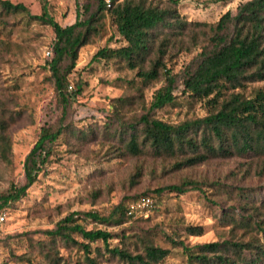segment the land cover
<instances>
[{
  "label": "rangeland",
  "instance_id": "obj_1",
  "mask_svg": "<svg viewBox=\"0 0 264 264\" xmlns=\"http://www.w3.org/2000/svg\"><path fill=\"white\" fill-rule=\"evenodd\" d=\"M0 1L22 4L33 16L43 14L45 7L47 14L61 27L72 25L77 16L84 20L88 15L86 4H94V0ZM105 1L111 3V0ZM155 1L169 4L168 0ZM248 1L178 0L173 8L182 20L212 25L227 12L235 15ZM94 9L93 5L91 10ZM0 20V121L7 124L4 136L10 147L6 160L0 154V194L11 186L25 184L24 161L43 129L53 132L61 127L97 133L96 139L89 136L87 142H77L68 132L61 136L54 142L48 163L26 196L0 214V264H49L45 256L54 254L42 249V244H48L44 232L54 229L67 215L91 211L107 217L113 207L126 198L151 194L155 189L185 180L207 187L204 193L192 191L179 196L163 193L154 199L153 208L150 199L152 204L148 212L136 214L147 218L128 220L120 226L90 220L81 223L86 229H102L113 234L109 248L117 246L129 252H141L138 238L151 240L154 245L169 250L160 264H188L182 250L166 241V237L183 232L187 226L203 227L201 236L182 237L189 246L223 241L232 235L244 241L262 242L259 231L244 233V237L240 229L234 228L231 232L233 226L227 218L232 213L236 218L241 217L239 203L256 201L254 204L258 206L261 219L264 214V158L210 159L198 167L176 170L173 168L176 160L155 158L147 153L137 158L119 155L116 148L120 144L112 138L113 133L148 111L164 79L143 87L136 71L114 63L91 61L100 49L125 45L109 14L100 21L98 37L79 50L75 68L67 76L66 92L71 101L65 108L58 98L49 68L54 58L52 28L29 21L24 14L7 18L0 15ZM206 45L202 42L197 48L166 59L170 74L176 78L175 96H181L183 70ZM68 64L66 60L59 64L62 74ZM249 92L250 89L246 95ZM118 98H128L132 105L116 115L113 106H117L115 100ZM180 99V105L165 107L153 112L152 116L179 124L206 114L200 103L185 102L182 96ZM240 190L245 198L239 196ZM92 246L103 253L99 264H123L112 258L101 242ZM59 257L61 264H84L82 253L76 249L60 248Z\"/></svg>",
  "mask_w": 264,
  "mask_h": 264
},
{
  "label": "trees",
  "instance_id": "obj_2",
  "mask_svg": "<svg viewBox=\"0 0 264 264\" xmlns=\"http://www.w3.org/2000/svg\"><path fill=\"white\" fill-rule=\"evenodd\" d=\"M168 2L162 5L155 0H111L108 7L105 0H94V10H91L93 5L86 4L88 15L84 20L77 16L76 21L66 27L55 22L45 7L43 14L33 16L22 4L0 1V15L7 18L24 14L29 21L52 28L54 58L49 68L64 108L71 101L66 92L67 76L75 68L79 50L98 37L101 19L106 14L111 16L125 45L117 49H100L91 61L114 63L131 72L136 71L143 87L164 79V85L154 93L148 111L113 133L112 138L120 144L116 148L119 155L137 158L147 153L155 158L176 160L173 166L176 170L198 167L210 159L264 158V0H249L235 15L227 12L212 25L182 20L173 8L178 0ZM202 42L207 45L182 72L181 96L185 102L200 103L206 114L179 124L153 117L155 111L181 104V96L173 94L176 78L170 74L166 59L197 48ZM64 60L69 64L62 74L59 64ZM248 89L250 92L246 95ZM115 103L116 115L132 105L128 98H118ZM6 127L7 124L0 121V154L4 160L10 148L4 136ZM67 132L77 142H87L89 136L90 139L97 137L95 131L75 132L61 127L53 132L43 129L24 161L25 184L11 186L0 194V214L26 196L48 163L54 142ZM205 187L203 183L185 180L158 188L151 194L126 198L114 206L107 217L91 211L73 212L57 222L54 229L44 232L48 244H42V249H49L54 254L45 258L49 264H61L59 249H76L82 253L84 264H99L103 253L92 245L101 242L105 251L123 264H160L169 255V250L154 245L151 240L138 238L141 252H129L117 246L109 248L113 234L102 229H86L81 222L90 220L120 226L128 220L147 218L129 214L130 207L142 200L151 199L153 208L154 199L163 193L178 196L192 191L204 193ZM239 196L246 197L241 190ZM254 203L256 201L239 203L241 217L236 218L232 213L227 221L233 226L231 232L234 228L240 229L243 237L244 233L259 231L262 242L256 239L244 241L232 235L223 241L186 244L182 237L201 236L202 226H187L183 232L166 237V241L173 248L182 250L188 264H264V214L258 218L260 212Z\"/></svg>",
  "mask_w": 264,
  "mask_h": 264
},
{
  "label": "built area",
  "instance_id": "obj_3",
  "mask_svg": "<svg viewBox=\"0 0 264 264\" xmlns=\"http://www.w3.org/2000/svg\"><path fill=\"white\" fill-rule=\"evenodd\" d=\"M107 6L109 7L110 6V3L107 1ZM50 53H48L49 55ZM151 200L149 198L145 199V200H142L141 202L135 204V205H132L130 207V211H129V214H143V213H146L148 212L149 208L151 207ZM0 220H2V218H0Z\"/></svg>",
  "mask_w": 264,
  "mask_h": 264
}]
</instances>
